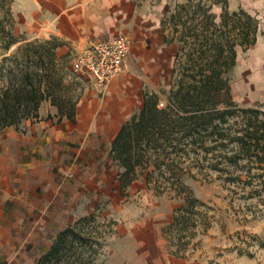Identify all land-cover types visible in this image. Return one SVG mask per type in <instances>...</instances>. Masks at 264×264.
<instances>
[{
	"label": "trees",
	"instance_id": "1",
	"mask_svg": "<svg viewBox=\"0 0 264 264\" xmlns=\"http://www.w3.org/2000/svg\"><path fill=\"white\" fill-rule=\"evenodd\" d=\"M11 6L12 0H0V133L39 119L46 100L75 122L83 93L75 101L62 93L67 69L57 54L62 42L56 37L19 41ZM211 9L204 0H188L162 19L165 43L179 45L170 88L144 95L140 111L122 125L109 153L121 169L122 194L144 177L158 194L182 201L163 234L169 253L185 259L198 229L211 227V208L195 196L186 177L212 181L216 175L245 199L264 198V110L239 105L228 78L239 50L258 42L262 21L228 5L217 19ZM95 219L93 213L62 230L37 264L83 262L78 246L87 244L95 252L94 231L86 228Z\"/></svg>",
	"mask_w": 264,
	"mask_h": 264
},
{
	"label": "crops",
	"instance_id": "2",
	"mask_svg": "<svg viewBox=\"0 0 264 264\" xmlns=\"http://www.w3.org/2000/svg\"><path fill=\"white\" fill-rule=\"evenodd\" d=\"M171 2L21 1L17 27L26 35L24 40L56 37L62 42L59 57L82 54L94 43L119 35L129 36L133 45L126 69L104 96L100 97L94 86L85 90L77 104L75 122L62 117L58 107L46 100L40 106L39 119L24 120L3 130L0 264H37L62 230L93 214L95 200L80 177L85 175V165L101 156L105 144L113 162L109 153L122 125L141 109L143 91L160 87L162 65L167 63L170 68L176 47L165 43L161 22ZM228 7L264 19V0H229ZM212 11L221 14L223 5L214 3ZM70 181L77 185H70ZM151 244L160 259L168 258L161 239ZM176 264L196 263L186 260Z\"/></svg>",
	"mask_w": 264,
	"mask_h": 264
},
{
	"label": "rangeland",
	"instance_id": "3",
	"mask_svg": "<svg viewBox=\"0 0 264 264\" xmlns=\"http://www.w3.org/2000/svg\"><path fill=\"white\" fill-rule=\"evenodd\" d=\"M21 1L12 0L11 6L13 31L19 41L26 38L17 27L18 19H21L19 17ZM187 1L172 0L169 12L178 4ZM204 1L211 4L212 9L214 2L222 4L223 9L229 3V0ZM212 13L215 14L213 11ZM221 14H215L217 19H221ZM261 21L263 33L259 36L258 42L246 51L239 50L237 65L230 71L228 78L234 99L239 105L250 107L258 104L264 110V52L258 51L260 45L264 48V19ZM47 39L51 38L43 40ZM20 44L12 47L11 52L13 53ZM171 45L176 47V51L172 52L174 54L170 68L167 67V63L165 66L162 65L163 70L166 67V71L161 69L160 79L163 80L160 87L152 91L147 87L143 95L167 91L170 88L179 48L178 43ZM76 56V53H68L59 61L67 67L62 93L73 101L80 93L94 86L88 75L74 70L72 61ZM104 93L99 96H104L102 95ZM139 111L140 109L133 115ZM2 133L3 131L0 137ZM105 145L106 148L99 153L101 156L91 164H86L85 175L80 177V182L86 183V187L90 188L89 194L95 200L93 202L95 208L91 213L96 214V219L86 224L87 230L94 231L92 239L95 243V252L89 250L87 244L83 247L78 246L77 241L83 261L79 264L88 261V264H176L186 260L196 264H264V198L245 199L242 196L243 192L233 185L225 184L216 175L212 181L186 177L185 182L195 196L211 208L209 209L211 227L207 230L203 227L198 229L189 247L187 259L177 258L169 253L170 241L164 236L163 231L182 201L171 198L168 194H158L147 185L144 177L134 182L127 192L122 194L118 182L121 169L109 159L108 146ZM80 169L84 173L83 167ZM69 184L77 185V182L70 181ZM159 239L164 244L168 258L160 259L158 253H155L156 250H153L152 240L158 242Z\"/></svg>",
	"mask_w": 264,
	"mask_h": 264
},
{
	"label": "built area",
	"instance_id": "4",
	"mask_svg": "<svg viewBox=\"0 0 264 264\" xmlns=\"http://www.w3.org/2000/svg\"><path fill=\"white\" fill-rule=\"evenodd\" d=\"M133 41L127 35L94 43L86 52L77 55L72 66L86 74L95 87L104 93L112 81L127 67Z\"/></svg>",
	"mask_w": 264,
	"mask_h": 264
},
{
	"label": "bare ground",
	"instance_id": "5",
	"mask_svg": "<svg viewBox=\"0 0 264 264\" xmlns=\"http://www.w3.org/2000/svg\"><path fill=\"white\" fill-rule=\"evenodd\" d=\"M260 53L264 52V48L262 47V45H260V48L258 50Z\"/></svg>",
	"mask_w": 264,
	"mask_h": 264
}]
</instances>
